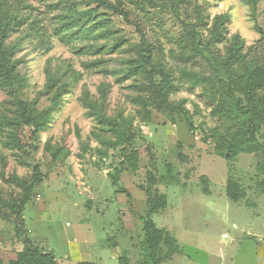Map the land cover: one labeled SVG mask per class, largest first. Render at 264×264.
Returning <instances> with one entry per match:
<instances>
[{"label":"rangeland","instance_id":"1","mask_svg":"<svg viewBox=\"0 0 264 264\" xmlns=\"http://www.w3.org/2000/svg\"><path fill=\"white\" fill-rule=\"evenodd\" d=\"M252 1L0 0L1 13L14 20L5 43L24 80L15 96L42 111L53 105L49 81L67 85L40 132L27 124L3 126L18 116L17 98L0 88V197H18L22 189L14 179L30 178L35 165L44 175L18 217H0L3 264L29 244L52 253L58 264H118L124 253L131 264H142L149 191L166 196L167 206L151 217L179 246L161 264H264L263 157L226 159L219 139H207L220 125L207 75L218 66L215 52L225 49L209 29L227 13L223 35L239 34L250 63H261L257 25L264 28V0ZM144 55L151 56L149 69L165 68L176 86L164 110L152 108L150 121L133 102L134 84L146 79L131 75V67ZM86 102L126 120L134 139L115 146L116 137ZM11 136L20 147L7 142ZM258 137L264 142V126ZM134 151L136 167L127 158ZM229 180L238 200L227 195ZM167 250L163 242V254Z\"/></svg>","mask_w":264,"mask_h":264},{"label":"trees","instance_id":"2","mask_svg":"<svg viewBox=\"0 0 264 264\" xmlns=\"http://www.w3.org/2000/svg\"><path fill=\"white\" fill-rule=\"evenodd\" d=\"M97 1L101 6L107 5V0ZM216 1L219 0H207V5ZM92 12L93 10L85 14L90 15ZM228 19L227 13L217 15L209 29L214 44H224L225 49L224 52L219 50L215 52L214 60L218 66L207 75L209 83L207 96L212 105V114L220 121L219 127L214 128L208 134L207 139H219L218 153L226 159H234L242 153H260L263 160L258 163V169L264 172V142L258 137V133L264 126V59L261 63L252 65L248 59L249 51H245V40L239 34L233 35L230 39L223 35ZM13 22L12 17L4 16L0 10V88L7 90L11 96L17 98L15 93L23 85L24 80L16 70L12 48L5 43ZM257 30L261 33L260 42L264 45V28L257 25ZM142 58L140 63L131 67V75H139L146 79V82L134 84L136 95L133 102L139 107L142 120L150 121L152 108L159 111L164 110L176 86L172 83L168 70L161 66H151L149 69L145 65H151L150 55H144ZM219 69L224 72L225 79L218 74ZM154 77H157L159 81L156 82ZM48 89L54 92L52 107L39 111L17 98L18 116L3 121V126L27 124L33 126L35 132L42 131L47 126L53 110L59 104L61 96L67 92V85L57 86L55 80H51ZM86 104L90 108L89 113L96 118L100 126L114 134L117 139L115 146L123 145L134 139L135 134L126 120L109 117L95 105L88 102ZM179 110L184 114L188 113L182 106ZM7 142L21 146L19 141L12 136ZM127 158L131 166L136 167L138 152L134 151ZM43 180L44 175L39 165L34 166L30 178H15L14 183L22 189L21 193L18 197L8 200L0 197V217L7 220L18 217L31 200L35 187ZM118 182V177H115L113 183L119 187ZM259 186L262 187L264 193V180L260 181ZM119 188L126 192L122 187ZM148 194L149 210L146 217L141 216L145 231L142 243V264H161L178 251V240L176 237H169L151 217L160 208L167 206L166 196L158 191H149ZM227 195L235 200L240 198L232 180L228 182ZM163 242L168 244V250L164 254L162 252ZM0 264H3L1 255ZM11 264H58V261L52 253L29 244L17 253L16 259ZM79 264L99 263L82 261ZM118 264H131L130 257L126 253L122 254L118 258Z\"/></svg>","mask_w":264,"mask_h":264}]
</instances>
